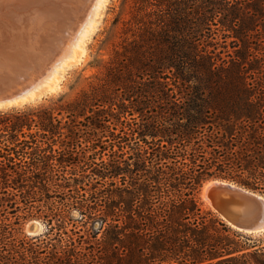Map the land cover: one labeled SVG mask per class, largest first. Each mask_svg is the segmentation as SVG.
Masks as SVG:
<instances>
[{"label":"trees","instance_id":"obj_1","mask_svg":"<svg viewBox=\"0 0 264 264\" xmlns=\"http://www.w3.org/2000/svg\"><path fill=\"white\" fill-rule=\"evenodd\" d=\"M120 1L98 84L0 110V212L39 198L57 231L27 259L3 224L0 264H264V241H241L197 197L210 179L264 196V0ZM74 207L82 234L67 231Z\"/></svg>","mask_w":264,"mask_h":264},{"label":"rangeland","instance_id":"obj_2","mask_svg":"<svg viewBox=\"0 0 264 264\" xmlns=\"http://www.w3.org/2000/svg\"><path fill=\"white\" fill-rule=\"evenodd\" d=\"M46 1L40 0V4L38 3V5H42L41 7H47L49 0ZM81 2V14L78 16V19H76L77 17L75 18L73 23L72 21L62 18L60 13L58 15V12L53 10V12H55V17L57 16L56 20L60 21L59 28L61 29L59 30L63 41L58 45V48L53 54V59L45 67H43L42 70H40L39 74H37L32 83L24 88V96H28L30 93L34 92L33 90H36L37 87L40 85L42 86L45 80L52 76V72H54L57 67L61 65V61H63L64 57L67 55H69L68 59L70 60V64L63 71L59 72L57 77L53 79L52 82L50 81L51 83L48 81L51 84L50 87H47V89L39 97H36L21 106H2L0 110L24 108L26 106L35 108L48 106L51 101H56L59 98H63L64 102L70 103L75 100L82 91L89 90L91 86L100 82L99 79L102 78L101 73L104 72L105 65L109 62L112 57L113 50L121 41V21L127 18L128 10L125 9V12L122 11L120 0H106L98 11L95 23L93 24L88 37L85 38L84 42L81 43L78 48L71 50L74 46L73 44L78 41L82 29H84L89 18H91L97 0H81ZM119 19L121 21L117 24ZM32 77H34V74ZM60 118H64L65 121L66 115H62ZM82 121L84 123V119H82ZM85 145L87 144H83V146ZM214 180L233 183L227 180L210 179L203 183L202 187L198 191L197 197L200 200L204 211H211L220 220H222L221 217L209 206L202 195L203 188H205L204 186ZM88 184L89 183H85L81 185L82 188L80 191L82 189L83 190L80 192L79 198L90 199L94 188L92 189L93 185ZM97 187L99 188L100 186ZM9 192L11 194L16 193V191L13 190H10ZM255 193L263 196L258 192ZM62 196L63 193H56L53 195V198L59 201L62 199ZM39 200L40 199L37 198L35 202L32 203L33 207H35L32 211L26 209L24 201L20 197H15L13 200L14 202L11 203L5 201L3 207H1L0 232L3 234L1 231L3 224H7L9 228L8 230L11 231V233L5 237V240L7 243L9 242L12 247L15 246L21 253L25 254L27 259L33 256V250L39 252V257L41 259L45 258L53 250L50 244L52 243L53 245L57 243L56 240L53 241L56 238L57 231L52 233L50 232L51 226L49 225L48 219H46L40 212L46 210L44 201ZM66 216L67 220H70L68 222L70 224L67 225V231L69 234H71L70 230L74 229V224L75 227H77L76 232H81V234L85 232V229L81 227V222L84 221L83 215L80 213L78 208L74 207L72 210H69L66 213ZM222 221L224 222V220ZM224 223L227 225L226 222ZM99 226L98 222L93 223V228L98 229ZM34 227H38V231L35 233L33 232ZM228 227L240 235L241 241L250 239V244H252L255 240L264 241V235L244 234L232 229L230 226Z\"/></svg>","mask_w":264,"mask_h":264},{"label":"bare ground","instance_id":"obj_3","mask_svg":"<svg viewBox=\"0 0 264 264\" xmlns=\"http://www.w3.org/2000/svg\"><path fill=\"white\" fill-rule=\"evenodd\" d=\"M34 1L0 0V41L1 39L2 41L5 40L6 35L7 38L9 37L8 39L15 43V55L8 51L6 58L0 60V89L9 91L10 88H14L12 91H17L15 97L1 103L0 108L2 106H21L39 97L47 87H50V83L57 77V74L70 64L69 55H67L61 61V65L52 72V76L45 80L44 84L42 83V86L37 87L28 96H24V88L32 83L40 70L53 59L52 56L58 45L63 41L59 30L61 29L59 28L60 21L56 20L57 16L55 17L53 10L58 12V15L60 13L62 18L72 21V23L81 14V0H49L47 7L38 5L40 0ZM105 1L97 0L91 18L82 29L78 41L75 44L72 43L74 46L71 50L78 48L88 37L98 11ZM31 74H34V77ZM26 80L29 82H26ZM211 184L213 183L208 185ZM208 185L205 186V189ZM203 197L205 199V196ZM250 208L253 209L252 213H258L257 216H260L261 211L263 212L262 207L258 205H252Z\"/></svg>","mask_w":264,"mask_h":264},{"label":"water","instance_id":"obj_4","mask_svg":"<svg viewBox=\"0 0 264 264\" xmlns=\"http://www.w3.org/2000/svg\"><path fill=\"white\" fill-rule=\"evenodd\" d=\"M0 41V60L6 58V54L10 51L15 55V43L8 39ZM10 54V55H11ZM26 82H29L26 80ZM16 84V83H15ZM25 87V86H24ZM9 91L0 89V104L15 97L17 91ZM211 184L210 186L208 184ZM208 183L207 188H203L202 195L209 206L227 223L232 229L249 235H264V197L247 190L236 184L214 180ZM205 187V186H204ZM252 205L262 207L260 216L252 213ZM237 209L238 211H236ZM260 211V209H259ZM38 227L33 228V232H37Z\"/></svg>","mask_w":264,"mask_h":264}]
</instances>
